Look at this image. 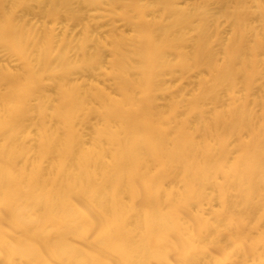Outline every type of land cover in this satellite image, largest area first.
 Returning a JSON list of instances; mask_svg holds the SVG:
<instances>
[{
    "label": "bare ground",
    "instance_id": "obj_1",
    "mask_svg": "<svg viewBox=\"0 0 264 264\" xmlns=\"http://www.w3.org/2000/svg\"><path fill=\"white\" fill-rule=\"evenodd\" d=\"M0 264H264V0H0Z\"/></svg>",
    "mask_w": 264,
    "mask_h": 264
}]
</instances>
